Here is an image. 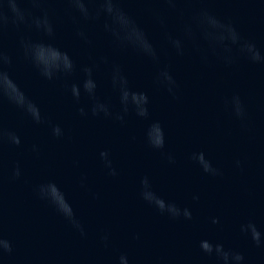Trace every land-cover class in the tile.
<instances>
[{
	"label": "water",
	"instance_id": "water-1",
	"mask_svg": "<svg viewBox=\"0 0 264 264\" xmlns=\"http://www.w3.org/2000/svg\"><path fill=\"white\" fill-rule=\"evenodd\" d=\"M201 2L231 18L244 36L264 48V7H258L257 0H177L175 9L167 7L166 0H123L125 10L148 30L162 61L170 64L179 84L174 100L153 84L150 62L112 43L103 19L74 21L66 0H44L56 28L55 43L78 66L107 57L123 65L134 87L148 92L151 118L164 124L166 149L175 153V165L144 143V122L134 115L124 125L80 115V107L87 110V97L75 100L63 79L44 80L24 55L21 40H37L41 34L11 20L0 26V51L10 59L5 70L66 134L52 137L48 123L35 124L6 99L0 100V125L21 137L20 146H0V235L12 242V251L3 254L0 264H113L120 251L128 253L131 264H215L199 247L204 238L239 249L245 264H264V247L239 232V224L248 219L264 230V65L241 59L225 66L211 55L205 61L191 42L183 56L176 55L165 32L179 35L194 10L188 5ZM23 4L40 14L30 0ZM77 27L90 42L77 35ZM107 72L108 65L101 63L94 73L102 96L111 94ZM78 79L79 74L72 77ZM233 93L244 102L243 120L224 103ZM33 143L39 145V154L31 151ZM102 150L110 152L118 176H109L103 168ZM193 151H203L223 175L204 173L189 159ZM17 163L22 175L12 179ZM146 174L159 194L189 207L193 220H171L145 203L139 181ZM49 179L64 190L85 235L36 194V185ZM212 217H219L221 224H212ZM105 232L107 246L100 239Z\"/></svg>",
	"mask_w": 264,
	"mask_h": 264
},
{
	"label": "clouds",
	"instance_id": "clouds-1",
	"mask_svg": "<svg viewBox=\"0 0 264 264\" xmlns=\"http://www.w3.org/2000/svg\"><path fill=\"white\" fill-rule=\"evenodd\" d=\"M66 4L73 11L74 21L96 22L103 19V29L112 43L122 49L134 51L150 62L155 68L153 84L163 89L172 99L179 98V84L170 64L162 61L161 51L148 30L138 22L135 15L125 10L122 6L123 0H66ZM166 5L172 9L178 7L177 0H166ZM30 6L41 9L40 14L29 11L28 7L24 6L23 0H0V26L11 20V23L17 27L27 24L29 28L41 34V38L37 40H21L25 57L39 75L47 81L63 79L66 91L77 101L82 96L87 97L89 101L87 110L85 107L78 109L82 116L90 113L93 117H103L120 125L126 123L129 115L139 118L144 122L141 130L144 143L150 149L159 152L169 165H175L177 162L175 153L166 149L167 137L164 124L158 119L151 118V101L148 92L134 87L123 65L109 61L107 57L102 56L99 62L91 65L78 66L69 52L55 43L56 28L46 10L44 0H30ZM188 6L194 10L183 21L180 34L165 32L168 47L176 55L183 56L186 44L191 42L202 53L205 61L211 55L225 66L234 65L241 59L252 64L264 65V48L258 46L255 40L244 36L231 18L221 17L209 4L203 2L191 3ZM257 6L264 7V0H257ZM159 23L164 26V20L161 19ZM76 32L86 42H90L82 27H77ZM9 63V57L0 51V100L6 99L35 124L48 123L52 137L64 138L66 134L61 125L52 123L42 112L40 105L31 99L5 70L4 65ZM101 63L108 65L107 80L111 94L107 96L100 94V85L94 74ZM76 74H79V79L72 80ZM224 103L235 117L245 119L246 108L238 93L226 97ZM4 144L20 146L21 137L15 130L0 125V146ZM31 151L39 154V145L33 143ZM99 158L109 176L119 175L108 150L100 151ZM189 159L210 176L223 175L222 169L206 157L203 151H193ZM235 164L239 167L241 162L236 160ZM21 175L22 170L17 163L12 169L11 178L18 179ZM83 183L84 180L81 179V184ZM139 185L140 198L161 215L171 220H193L192 210L159 194L147 174L140 178ZM35 191L40 199L54 207L82 236L85 235L84 226L76 216L72 203L56 180L41 182L36 185ZM193 199L199 197L194 196ZM211 223L220 225L221 220L219 217H212ZM239 232L257 247H264V230L254 220L241 222ZM100 239L107 246L109 234L105 232ZM199 247L203 253L214 257L215 264H245L244 253L235 247L226 246L221 240L204 238L199 241ZM11 251L12 242L0 235V260L4 253ZM113 264H131L128 253L120 251Z\"/></svg>",
	"mask_w": 264,
	"mask_h": 264
}]
</instances>
